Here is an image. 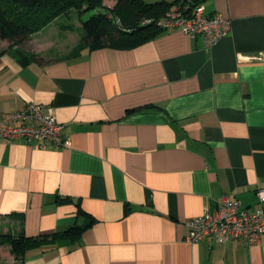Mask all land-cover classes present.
<instances>
[{"label":"crops","instance_id":"crops-1","mask_svg":"<svg viewBox=\"0 0 264 264\" xmlns=\"http://www.w3.org/2000/svg\"><path fill=\"white\" fill-rule=\"evenodd\" d=\"M202 3L230 20L210 48L174 27L65 58L48 56L43 37L22 63V43L0 39V119L39 103L71 141L0 138V217L27 236L84 221L78 208L96 219L78 242L29 249L18 264H264V235L185 239V221L223 194L253 209L264 186V0Z\"/></svg>","mask_w":264,"mask_h":264},{"label":"trees","instance_id":"trees-1","mask_svg":"<svg viewBox=\"0 0 264 264\" xmlns=\"http://www.w3.org/2000/svg\"><path fill=\"white\" fill-rule=\"evenodd\" d=\"M186 2L191 8L202 3V0H115L111 7L106 6L103 0H0V39L10 42L9 47L20 44L60 14L75 10L78 13L90 14L81 21L80 39L65 58L78 57L85 49H128L164 30L157 22L174 6H183ZM145 20L147 21L144 22ZM17 53L18 55L14 51L22 63L35 58L34 54L28 57L21 52ZM78 212L85 215L86 219L64 229L35 236H27L20 229L16 237L4 238L11 244V252L19 259L27 250L43 244H74L78 242L81 233L96 221L81 208H78Z\"/></svg>","mask_w":264,"mask_h":264},{"label":"built area","instance_id":"built-area-1","mask_svg":"<svg viewBox=\"0 0 264 264\" xmlns=\"http://www.w3.org/2000/svg\"><path fill=\"white\" fill-rule=\"evenodd\" d=\"M188 8L187 2L174 6L157 24L164 29L177 27L186 34L200 35L206 48L228 33L229 18L221 13H205L203 3ZM61 127L43 106L30 101L0 119V138L21 140L38 147L44 142L69 147L70 138L61 134ZM255 194L258 201L253 209L241 207L237 199L223 194L213 210L206 208L185 221L188 228L185 239L194 242L210 237L219 243L244 239L248 244H259L264 235V186H257Z\"/></svg>","mask_w":264,"mask_h":264},{"label":"rangeland","instance_id":"rangeland-1","mask_svg":"<svg viewBox=\"0 0 264 264\" xmlns=\"http://www.w3.org/2000/svg\"><path fill=\"white\" fill-rule=\"evenodd\" d=\"M105 4H114L115 0H103ZM89 12L78 14L76 11H71V17H67L64 14H60L56 19L51 21L48 25L44 26L40 31L34 33L33 36L27 41L22 42L21 46H18L20 50H13L15 54L21 52L24 55L31 57L34 54V48L38 39L46 38L47 43L44 46L46 50H50L48 56H67L71 51H68L66 54H60L58 51H67L69 50L68 45L73 43L75 34L80 36V22L88 18ZM61 25L70 26V31H65L62 29ZM69 36L68 41L64 42L62 40L65 36ZM63 44H60L62 43ZM3 44V41H0V45ZM37 47V46H36ZM23 49V50H21ZM17 51V52H16ZM20 233V222L16 217H0V264H18V257L11 252V244L5 240V236L16 237ZM13 258L15 261H13Z\"/></svg>","mask_w":264,"mask_h":264}]
</instances>
